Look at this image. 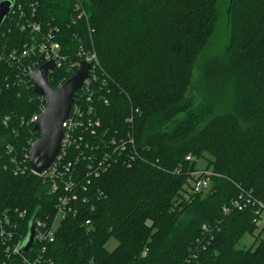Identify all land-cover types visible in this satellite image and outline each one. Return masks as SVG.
Segmentation results:
<instances>
[{
	"label": "trees",
	"instance_id": "trees-1",
	"mask_svg": "<svg viewBox=\"0 0 264 264\" xmlns=\"http://www.w3.org/2000/svg\"><path fill=\"white\" fill-rule=\"evenodd\" d=\"M12 2L0 26V213L16 232L26 234L34 213L50 217L56 196L41 177L14 172L39 136L28 119L44 100L24 75L16 79L32 56L10 61L11 51L50 31L65 56L49 74L53 88L72 75L68 62L95 52L91 87L107 99L94 101L101 125L131 130L142 155L91 180L40 264H264L254 206H231L245 194L264 203V0ZM201 157L211 187L193 193L189 174ZM256 231L249 247L236 246ZM32 250L40 253L36 243ZM0 264L23 262L0 241Z\"/></svg>",
	"mask_w": 264,
	"mask_h": 264
},
{
	"label": "built area",
	"instance_id": "built-area-1",
	"mask_svg": "<svg viewBox=\"0 0 264 264\" xmlns=\"http://www.w3.org/2000/svg\"><path fill=\"white\" fill-rule=\"evenodd\" d=\"M81 15L82 12L77 17L79 18ZM27 24L30 25L32 31H40L39 23L28 21ZM29 56H32V58L28 62L21 63V66H18L19 73L16 79L19 81L21 75H24L30 82L31 87L32 83L27 78L29 72L46 62L52 61L53 67L47 71L49 81V74L52 70L61 67L65 62V56L60 52L59 44L50 31L43 35L39 41L24 46L19 53L15 50L11 51L8 54V60L19 61ZM78 57L76 61L67 63L68 71L73 75L77 71L79 62L86 60L90 64L89 75L73 93L69 111L62 122L63 133L60 146L52 163L40 172L31 169L28 163V150L33 140L29 142V147L17 163L14 171L18 173L28 170L48 183L50 193L56 196L54 212L47 219H35L32 245L23 254L19 253V248L26 234L16 232V224L12 225L7 212L0 213V241L6 244V250L9 254H19L22 257L23 264L41 263V254L46 250L47 243L54 240L58 224L70 214H75L76 203L79 200L84 201L86 199L85 192H87V186L93 178L105 173L113 164L121 163L130 167L136 160L142 159L131 130L123 131L119 128L111 130L101 125V118L97 114L94 101L101 99L106 103L107 99L100 94L101 92L98 89L100 87H91V83L95 79L94 69L98 64L95 52L82 50ZM65 80L58 82L57 87ZM38 96L44 100V96ZM43 107L44 104L41 109ZM38 113L33 114L28 122L34 125ZM125 121L131 126L133 121L132 112L125 118ZM185 160L192 162L196 160V157L187 154ZM174 172L178 173L179 170L176 169ZM212 175V170L205 168H197L191 171L189 183L192 192L205 193L210 190ZM248 205L254 206V224L259 228H264V203L254 199L249 194L240 195L231 202V206L239 210ZM223 211H228V208H223ZM85 224H88V220L85 221ZM34 243L40 248V253L34 254L32 250ZM27 252H31L32 256L25 257L24 254Z\"/></svg>",
	"mask_w": 264,
	"mask_h": 264
},
{
	"label": "water",
	"instance_id": "water-1",
	"mask_svg": "<svg viewBox=\"0 0 264 264\" xmlns=\"http://www.w3.org/2000/svg\"><path fill=\"white\" fill-rule=\"evenodd\" d=\"M233 0H228L231 3ZM12 0H0V26L12 7ZM53 67V62H46L27 74L32 83V90L44 96V107L37 114L33 129L39 133L28 150V163L35 172L48 167L60 146L62 138V122L67 116L74 91L81 86L89 75L90 64L81 60L77 71L66 79L59 87H51L47 71ZM35 213L28 221L27 232L19 248L23 254L33 242Z\"/></svg>",
	"mask_w": 264,
	"mask_h": 264
},
{
	"label": "rangeland",
	"instance_id": "rangeland-1",
	"mask_svg": "<svg viewBox=\"0 0 264 264\" xmlns=\"http://www.w3.org/2000/svg\"><path fill=\"white\" fill-rule=\"evenodd\" d=\"M224 36H225V33L223 32V28H222L221 24H219L218 28L216 30L215 39L217 37L222 42L223 41L222 39L224 38ZM206 164H207V160L205 158H203V157L199 158L196 161V167H198L200 169L204 168L206 166ZM59 224H58V226H59ZM58 226H57V228H58ZM57 228H56V230H57ZM256 233H257V231L254 232V234H249V233L244 234L241 237V239L239 240V242H238V244L236 246L239 247V248H247V247H249L255 241ZM260 239H264V230L261 232ZM116 244H117V241L114 238H110L106 242L105 247L108 250H111V249H113L116 246Z\"/></svg>",
	"mask_w": 264,
	"mask_h": 264
},
{
	"label": "crops",
	"instance_id": "crops-1",
	"mask_svg": "<svg viewBox=\"0 0 264 264\" xmlns=\"http://www.w3.org/2000/svg\"><path fill=\"white\" fill-rule=\"evenodd\" d=\"M198 168V167H197Z\"/></svg>",
	"mask_w": 264,
	"mask_h": 264
}]
</instances>
